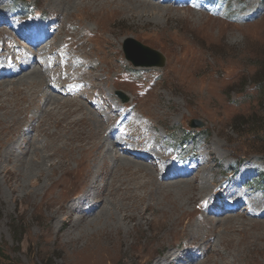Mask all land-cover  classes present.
Here are the masks:
<instances>
[{"label": "rangeland", "instance_id": "rangeland-1", "mask_svg": "<svg viewBox=\"0 0 264 264\" xmlns=\"http://www.w3.org/2000/svg\"><path fill=\"white\" fill-rule=\"evenodd\" d=\"M148 1L0 0V21L14 20L8 18L13 7L32 5L44 14L47 25L58 27L51 42L55 47L44 54L52 52L51 66L43 63L45 73L35 78L38 82L31 85L30 78H24L17 85L15 80H0V264H78L74 255L80 249L85 252L87 240L71 227L69 212L84 191L92 200L103 195L101 220L113 218L119 226L110 230L119 247L112 264H167L169 256L173 262V256L183 254L188 264H264V219L237 213L218 221L201 206L211 202L237 161L242 159L238 175L244 166L264 172V155L257 150L264 146V94L259 90L264 83L262 1H220L218 9L201 0ZM0 31V53L6 51L4 56L13 64L22 43L11 40L19 37L16 32L2 26ZM129 39L163 54L165 67H156L147 51L139 53L140 67L127 61L125 45L134 48ZM121 74L128 78L125 82L116 79ZM67 76L79 83L74 95L53 94L49 87ZM50 96L55 97L47 99ZM129 106L135 108L134 114L126 111L123 117L134 118L129 145L149 149L144 145L152 142L170 154L182 145V158L192 157L196 143L180 144L188 132L199 143L205 165L195 169L194 176L169 185L162 177L163 167L170 168L161 166L154 155L148 165L115 152L122 141L111 134ZM34 115L38 128L30 121ZM191 120L204 124L203 129H190ZM124 131L125 125L115 135ZM152 153L161 155L157 149ZM38 156H48L43 163L47 160L52 166L43 171L36 188L29 189L33 193L21 200V189L14 194L10 190L17 188L15 178L21 179L15 173L24 174ZM20 163L22 167L15 168ZM135 181L142 184L137 186L139 203L133 204L129 192ZM241 189L240 193L251 192L250 198H261L250 188ZM173 202L181 211L172 217ZM75 217L81 221L74 213ZM99 227L105 228L97 223L84 231L94 233Z\"/></svg>", "mask_w": 264, "mask_h": 264}, {"label": "bare ground", "instance_id": "bare-ground-1", "mask_svg": "<svg viewBox=\"0 0 264 264\" xmlns=\"http://www.w3.org/2000/svg\"><path fill=\"white\" fill-rule=\"evenodd\" d=\"M60 1V0H59ZM62 1V0H61ZM63 1H65V0H63ZM70 1H72V0H70ZM74 1V0H73ZM120 1V0H119ZM140 2H149L148 0H145V1H142V0H139ZM56 2V1H55ZM67 2V1H66ZM102 2V1H101ZM110 2V1H109ZM117 2H118V0H117ZM135 2V1H134ZM137 2V1H136ZM68 3V2H67ZM116 3V2H115ZM153 3V2H152ZM113 4V3H112ZM118 4V3H117ZM141 4V3H140ZM61 5V4H60ZM64 5V4H63ZM139 5V4H138ZM143 6H145V5H147L146 3L144 4H142ZM149 5V4H148ZM157 5V4H156ZM108 6V5H107ZM112 6V5H111ZM135 6V5H134ZM139 8H141V7H139ZM138 8V9H139ZM149 8H150V6H149ZM62 9V8H61ZM68 9V8H67ZM66 10V9H65ZM148 10V9H147ZM195 14V13H194ZM201 17V16H200ZM2 27H5V26H2ZM5 28H7V27H5ZM46 29H45V38L44 39H42V40H40V42H39V44L37 45V46H39V48L41 49V50H43V49H46V48H48L47 50H51V49H53L55 46H51V41H52V37L55 39V34H56V30H57V26L56 25H53V26H50V25H46V27H45ZM8 29V28H7ZM50 30V32H48ZM0 33H2L1 31H0ZM13 34V33H12ZM26 34V33H25ZM18 38V37H17ZM20 38V40L23 42V44L24 45H27V44H30L31 43V41H33V39L32 38H27V37H19ZM30 49H32V48H30ZM33 49H34V51H36L37 50V48H36V46L35 45H33ZM46 50V51H47ZM6 51H4V52H2V54L4 55V53H5ZM34 56H35V53H30V55L29 54H27L26 55V58L25 59H23L20 55L18 56V58L14 61V63L12 64L13 65V67L12 68H5V71L8 73V76H4L3 77V81L2 82H12L13 80H15L14 81V83L16 82V84L18 85V83H20V82H25V80H24V78H30L29 80H28V83H30L31 85H34L35 83V80H37V79H35V78H37V76H39L40 74H44L45 73V68H44V66H42V65H40L39 67L37 66V65H35V64H33L32 62H30V60L32 59V58H34ZM5 57H7V56H5ZM138 57L139 58H142L141 57V55H138ZM10 59V58H9ZM98 66V65H97ZM96 66V67H97ZM117 69H119V67L117 66H115V64H114V70L115 71H117ZM45 76H46V74H45ZM47 77V76H46ZM73 78H74V76H73ZM72 78V83H73V81H75V80H77V79H73ZM116 79H121V75H120V77L119 78H117L116 77ZM1 80V79H0ZM37 82H38V80H37ZM72 83H67L68 85H71ZM25 85V84H24ZM34 87V86H33ZM32 87V88H33ZM55 88V86H50L49 87V90L51 91V90H53ZM18 89V88H17ZM37 90V89H36ZM71 90H73V88H71ZM75 92H76V89L74 90ZM24 92V91H23ZM22 92V93H23ZM40 92V91H39ZM48 95H50V94H48ZM56 96V95H55ZM55 96H50V97H47V99H50V98H53V97H55ZM13 98V97H12ZM26 98V97H25ZM47 99L45 100L46 102H45V105L47 104ZM36 101V100H35ZM10 102V101H9ZM17 102V101H16ZM38 103H41L40 101H37V105H38ZM58 103H60V102H58ZM36 105V106H37ZM44 105V106H45ZM48 105V104H47ZM7 106V105H6ZM35 106V107H36ZM61 106H59V108H60ZM77 107H80V106H77ZM70 108H68V110H69ZM73 109V108H72ZM32 110V109H31ZM30 110V111H31ZM61 110H63L62 108H61ZM79 110V109H78ZM49 111V110H48ZM57 112H59V111H57ZM29 113V112H28ZM41 114H44V110L41 112ZM53 114H55V112H53ZM69 114V113H68ZM67 115V114H66ZM80 115V114H79ZM56 116V115H55ZM34 119H36V117H35V115L34 116H31V118H30V121H31V124H32V126H33V128L34 127H36V128H38V122L36 121V120H34ZM40 119V118H39ZM93 119V118H92ZM77 121V120H76ZM40 122V121H39ZM79 123V122H78ZM73 124V123H72ZM95 124V123H94ZM98 125V124H97ZM72 126V125H71ZM87 126V125H86ZM63 127V126H62ZM94 128H96V127H94ZM92 129V128H91ZM82 130V129H81ZM69 132V131H68ZM71 132V131H70ZM87 132V131H86ZM89 132V131H88ZM30 133V132H29ZM63 133V132H62ZM51 134V133H50ZM85 134H87V133H85ZM83 135V134H82ZM89 135V134H88ZM29 138V137H28ZM93 139V138H92ZM100 139V138H99ZM87 140V139H86ZM94 140V139H93ZM104 140V139H103ZM102 140V141H103ZM9 141V140H8ZM64 142V141H63ZM95 142V141H94ZM31 143V142H30ZM84 143V142H83ZM75 144H77V143H75ZM86 144V143H85ZM85 144H84V146H85ZM7 146V145H6ZM33 146V145H32ZM114 146H117V145H114ZM34 147V146H33ZM33 147H31L32 149H33ZM83 147V146H82ZM78 148V147H77ZM85 148H87V147H85ZM28 149V148H27ZM90 149V148H89ZM92 149V148H91ZM75 150V149H74ZM87 150V149H86ZM85 150V151H86ZM77 151V150H76ZM94 151V150H93ZM121 152V153H123L124 154V152H122V149L120 148V147H118V149L115 151V152ZM5 152V151H4ZM3 152V153H4ZM11 152V151H10ZM26 152V151H25ZM84 152V151H83ZM31 153V152H30ZM93 153V152H92ZM83 154V153H82ZM116 154V153H115ZM126 156L128 155V154H125ZM1 156V155H0ZM23 156H25V155H23ZM30 156V155H29ZM86 156V155H85ZM116 156V155H115ZM129 156V158L131 157L134 161H136V163L137 162H139V163H137V164H141V163H147L148 165H149V163H150V157L149 158H147L146 160H142L141 158H139L138 156H137V154H130V155H128ZM127 156V157H128ZM2 157V156H1ZM7 157H9L8 155H7ZM13 157V156H12ZM16 157V156H15ZM48 156H38V159L36 160V161H34L35 163H33L32 165H30V166H28L27 167V171L24 173V174H21V171L20 172H18V173H15V174H18L20 177H21V179H18V177L17 178H15L16 180H17V185L15 186V187H17V188H11L10 190H11V192H12V194H14V193H16V191L19 189H21L23 192H24V196H23V198H21V200H24V199H26V196H28V195H30V194H32L33 193V191L31 192L29 189L30 188H32V190L34 189V188H36V186L39 184V181H40V179L43 177V171L45 170V169H47V168H49V167H51L52 165L50 164V161H47L46 160V162H45V164L43 163V159H44V161H45V159L47 158ZM24 158V157H23ZM40 158H42V159H40ZM66 158V157H65ZM33 159V158H32ZM15 160V159H14ZM41 160V161H40ZM70 160V159H69ZM106 160V159H105ZM131 160V159H130ZM8 161V160H7ZM13 161V160H12ZM71 161V160H70ZM87 161V160H86ZM112 161V160H111ZM114 161V160H113ZM28 162V161H27ZM31 162V161H30ZM78 162V161H77ZM100 162V161H99ZM109 162V161H108ZM133 162V161H132ZM132 162H129V164L130 163H132ZM22 163V162H21ZM20 163V166H18V165H16L17 167H15V168H18V169H20V167H22V164ZM85 164H87L86 162H84ZM98 163V162H97ZM110 163V162H109ZM15 164V163H14ZM28 164H29V162H28ZM66 164V163H65ZM7 165V164H6ZM24 165V164H23ZM84 165V164H83ZM92 165V164H91ZM105 165V164H104ZM109 165H111V164H109ZM123 165H125V167L127 166V163L126 162H124V164H123V162H122V164H121V166H123ZM97 166V165H96ZM108 166V165H107ZM129 166V165H128ZM127 166V167H128ZM140 165H137V167H139ZM151 166V165H150ZM120 167V166H119ZM134 167V166H133ZM71 168V167H70ZM87 168V167H86ZM123 168V167H122ZM63 169V168H62ZM243 169H246L245 167L243 168ZM24 170V169H23ZM67 170V169H66ZM47 171V170H46ZM132 171V170H131ZM130 171V172H131ZM145 171V170H144ZM65 172H67V171H65ZM73 172V171H72ZM90 172H91V170H90ZM89 172V173H90ZM96 172V171H95ZM70 173V172H69ZM112 173V172H111ZM153 173V172H152ZM168 173H169V175H168ZM62 174V173H61ZM93 174V173H92ZM45 175V174H44ZM65 175V174H64ZM72 175V174H71ZM94 175V174H93ZM98 175H99V173H98ZM139 175H141V174H139ZM149 175V174H148ZM16 176V175H15ZM66 176V175H65ZM187 176H189L188 174L186 175V176H184L183 174H181V173H177V172H175V171H172V170H170V169H168V170H166L164 167H163V177H162V181L165 183V184H169V183H179V182H181V181H185L186 180V178H187ZM192 176H194V175H192ZM64 177V176H63ZM68 177V176H67ZM96 177V176H95ZM99 177V176H98ZM143 177V176H142ZM65 178V177H64ZM242 178V175L240 176V179ZM48 179L49 178H47V181H48ZM55 179V178H54ZM61 179V178H60ZM111 179V178H110ZM115 179V178H114ZM134 179V178H133ZM44 181L46 180V179H43ZM52 181V180H51ZM122 181H123V179H122ZM138 181V180H137ZM137 181H135L136 183L135 184H133V185H135V186H133L132 188L134 189L133 190V192H129V194L130 193H132V198L134 197V199L132 200V203L133 204H135V203H139V201H138V192H137V188H139V187H137V186H139V185H141L142 184V182H140L139 184H137ZM143 181V180H142ZM148 181V180H147ZM208 181V180H207ZM62 182V181H61ZM116 182V181H115ZM128 182V181H127ZM150 182V181H149ZM8 183V182H7ZM57 183V182H56ZM58 183H60V182H58ZM90 183V182H89ZM110 183V182H109ZM112 183V182H111ZM118 183V182H117ZM98 184V183H97ZM158 184V183H157ZM54 185V184H53ZM60 185V184H59ZM169 185H172V184H169ZM41 186V185H40ZM56 186V185H55ZM54 186V187H55ZM92 186V185H91ZM98 186H99V184H98ZM113 186V185H112ZM121 186V185H120ZM173 187V186H172ZM234 186H232V187H230V188H227V190H226V192H225V195H224V202H222V203H220V206L221 207H226V204H227V200H231V201H233L234 203H238V204H241L242 203V201L244 200V197L243 196H241V195H239V194H235L234 192H233V188ZM39 188V187H38ZM113 188V187H112ZM131 188V189H132ZM170 188V187H169ZM175 188V187H174ZM192 188V187H191ZM194 188V187H193ZM203 188V187H202ZM52 189H54L53 187H52ZM59 189V188H58ZM109 189V188H108ZM115 189V188H114ZM122 189V188H121ZM144 189V188H143ZM148 189V188H147ZM45 190V189H44ZM51 190V189H50ZM55 190H56V187H55ZM142 190V189H141ZM36 191H38V190H36ZM48 191V190H47ZM183 191V190H182ZM195 191L196 190H194V193H195ZM85 193H84V195H82V197H80L79 199H78V205L77 206H75L74 205V207H72L71 209H70V212H69V217H70V220H71V227L73 228V229H76V231L78 230L79 231V233H80V236H81V234L83 235V237H85L86 239L85 240H87L85 243V247L83 248L84 249V251L85 252H80V250H77V254H75V253H73V254H75L74 256H75V259H76V262L78 263V264H112L113 262H114V254L116 253V251H118L119 249V247H117L118 246V242H116V241H118V239L116 240V238H115V236L113 237L112 236V234H111V232H110V230L111 229H113V231L116 229V228H119V226H117V224H114V220H112L113 218H106V219H104V221H102L101 219H103L104 217V215L103 214H99L101 211H100V209L105 205V204H103V202L101 201L102 200V198H103V195L102 196H97L94 200H92V198H91V195L90 194H86V191H84ZM91 192H93V191H91ZM101 193H102V190L100 191ZM104 192V191H103ZM118 192V191H117ZM95 193H96V190H95ZM106 193V192H105ZM127 193H128V191H127ZM165 193V192H164ZM184 193V192H183ZM36 194V193H35ZM34 194V195H35ZM47 194V193H46ZM49 194V193H48ZM94 194V193H93ZM92 194V195H93ZM97 194V193H96ZM96 194H94L95 196H96ZM111 195L113 194V193H110ZM117 195L118 194H120V193H116ZM141 194H143V193H141ZM171 194V193H170ZM173 194V193H172ZM220 194H223V191H221V190H218L216 193H215V195L217 196V195H220ZM54 195H56V194H54ZM122 195V194H121ZM145 195V194H144ZM148 195V194H147ZM187 195V194H186ZM193 195V194H192ZM195 195V194H194ZM39 196V195H38ZM48 196V195H47ZM50 196V195H49ZM94 196V197H95ZM123 196V195H122ZM131 196V195H130ZM181 197H182V195H180ZM113 197V196H112ZM116 197V196H115ZM119 197H121V196H119ZM142 197V196H141ZM147 197V196H146ZM38 198V197H37ZM50 198H51V196H50ZM108 198V197H107ZM109 198H110V196H109ZM108 198V199H109ZM145 198V197H144ZM143 198V199H144ZM188 198V197H187ZM48 199V198H47ZM46 198L44 199V200H47ZM52 199V198H51ZM53 199H54V197H53ZM120 199V198H119ZM123 199H124V197H123ZM122 199V200H123ZM193 198H191V200H192ZM210 200H211V202H213V199L215 200V198L213 197V199L210 197L209 198ZM36 200V199H35ZM88 200V201H87ZM111 200V199H110ZM14 201L17 203V202H19L20 201V199H18V198H14ZM49 201V200H48ZM56 201H59V199L58 200H56ZM106 201V200H105ZM104 201V202H105ZM119 201V200H118ZM138 201V202H137ZM145 201V200H144ZM190 201V200H189ZM47 202V201H46ZM50 202H51V200H50ZM53 203H54V200L52 201ZM109 202V201H108ZM111 202V201H110ZM121 202V201H120ZM142 202V201H141ZM146 202V201H145ZM59 203V202H58ZM106 203V202H105ZM42 204V203H41ZM48 204V203H47ZM52 204V203H51ZM117 204V203H116ZM249 204L251 205V207H253V210H254V213L255 214H260L261 213V211L264 209V200H257V199H250L249 200ZM58 205V204H57ZM145 205V204H144ZM174 207V209H173V212H172V217L174 216V215H176L177 213H179L180 211H181V208H179L180 206L178 205L177 206V203L175 204V202H173V204H172ZM187 205V204H186ZM36 206V205H35ZM40 206V205H39ZM38 206V207H39ZM50 206V205H49ZM53 206V205H52ZM51 206V207H52ZM55 206V205H54ZM62 206V205H61ZM88 206V207H87ZM110 206V205H109ZM202 206H205V203H203L202 204ZM41 207V206H40ZM56 207H58V206H56ZM80 207H81V209H80ZM105 207V206H104ZM108 207V206H107ZM119 207V206H118ZM141 207V206H140ZM54 208V207H53ZM117 208V207H116ZM80 209V211H81V213L79 214V210ZM84 209V210H83ZM55 210V209H54ZM57 210V209H56ZM62 210V209H61ZM66 210V209H65ZM68 210V209H67ZM71 210L73 211V213L71 212ZM106 210H108V208L106 209ZM115 210V209H114ZM120 210V212L119 213H121L122 215H124L126 212H125V209H119ZM68 212V211H67ZM103 212V211H102ZM74 213H75V216H77L78 215V220H81V221H77V219H76V217L74 218ZM61 214V213H60ZM97 214V215H96ZM99 214V215H98ZM107 214V213H106ZM166 214V213H165ZM186 214V213H185ZM241 214V213H240ZM244 214H246L247 216H249V217H252V215H251V213H249V212H247V213H244ZM65 215V214H64ZM92 215H95V217L94 218H92L91 219V217L90 216H92ZM108 215H110V214H108ZM112 215V214H111ZM120 215V214H119ZM231 215V214H230ZM55 216V215H54ZM163 216V215H162ZM167 216V215H166ZM219 216H221V214H219ZM84 219H83V218ZM88 217H90V218H88ZM171 217V218H172ZM62 218V217H61ZM80 218H82V219H80ZM123 218L124 219H126L127 218V215H125V216H123ZM168 219V218H167ZM173 219V218H172ZM84 220V221H83ZM162 220V219H161ZM223 219H221V218H219V220L218 221H222ZM57 221H58V219H57ZM70 223V222H69ZM78 223V224H77ZM97 223H99V225H102V223L104 224V227L105 228H101V227H99L98 229H95L96 231L94 232V233H91V232H87V231H84V227H87L88 226V228L89 227H92L93 225H95V224H97ZM178 223V222H177ZM76 224L78 225V226H76ZM114 224V225H113ZM69 226H70V224H69ZM83 228V229H82ZM95 228V227H94ZM97 228V227H96ZM91 229V228H90ZM136 229V228H135ZM92 230V229H91ZM165 230V229H164ZM52 234V233H51ZM51 241V240H50ZM120 243H121V241H119ZM135 248V247H134ZM77 249V248H76ZM82 249V250H83ZM116 257H117V255H116ZM170 257L171 256H169L168 257V263L167 264H188L186 261V259H187V257L183 254V256L182 257H176V256H173V262L171 261L170 262ZM73 258V257H72ZM190 258V257H189ZM74 259V258H73ZM167 259H165V261H166ZM172 260V259H171ZM116 261V260H115ZM189 261V260H188ZM192 264V263H191Z\"/></svg>", "mask_w": 264, "mask_h": 264}, {"label": "water", "instance_id": "water-1", "mask_svg": "<svg viewBox=\"0 0 264 264\" xmlns=\"http://www.w3.org/2000/svg\"><path fill=\"white\" fill-rule=\"evenodd\" d=\"M128 43H131V45L134 48H131L129 46V44H128V46H126V49H125L126 58L131 60L132 62H134V64L136 66H139V65H138L137 59H135L134 53L135 52L145 53L146 51H147V53L149 52V54L152 55L156 59L157 65L159 67L165 66V60H164L163 56H161L158 52L152 51L148 47L145 48V47L141 46L140 44H137L135 41H133L131 39L128 40ZM135 48H137L138 51Z\"/></svg>", "mask_w": 264, "mask_h": 264}, {"label": "trees", "instance_id": "trees-1", "mask_svg": "<svg viewBox=\"0 0 264 264\" xmlns=\"http://www.w3.org/2000/svg\"><path fill=\"white\" fill-rule=\"evenodd\" d=\"M259 90H260V93H263L264 94V83L263 82H261L260 84H259ZM262 122V127H264V118H263V120H261ZM260 139V138H259ZM259 139H257V140H259ZM262 142V141H261ZM256 148H257V146H256ZM258 151H260L261 153L260 154H262V155H264V146L263 147H261V148H259V149H257ZM1 252H2V250H0V254H1Z\"/></svg>", "mask_w": 264, "mask_h": 264}]
</instances>
